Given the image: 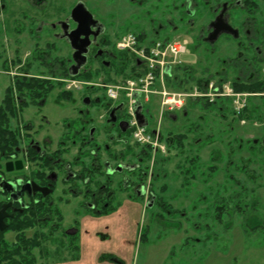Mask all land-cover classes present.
Wrapping results in <instances>:
<instances>
[{
    "label": "rangeland",
    "instance_id": "1",
    "mask_svg": "<svg viewBox=\"0 0 264 264\" xmlns=\"http://www.w3.org/2000/svg\"><path fill=\"white\" fill-rule=\"evenodd\" d=\"M208 1L192 7L196 14V31L208 20V12L222 0ZM178 4H172L174 20L181 14ZM167 5V12L172 17V6L169 2ZM157 6L152 3L138 8L126 3L122 15H119L122 6L94 7H101L102 16L106 13L115 15V25L123 26L119 34L131 32L137 35L134 25L147 26L148 19L155 16L150 14L149 17L146 13ZM62 7L68 9L69 6ZM25 8L24 4L0 0V107L9 81L7 76L11 79L16 74L41 77L58 74L62 77L57 66L69 57L64 43L45 35L47 29L38 32L39 24L45 22L48 25L62 18L67 10H60L56 18H44L36 9L26 11ZM192 32L183 28L170 37L154 39L168 41L183 37L190 42L189 55L173 69L174 73L176 67L187 68V85L193 84L189 93L194 94L195 89L198 93H205L211 86L213 90L221 89L224 95L233 96L188 101L190 104L182 111L187 113L186 119L180 118L176 124L162 120L160 133L163 139L178 138L180 145L172 143L168 148L161 145V152L147 155L145 171L152 174L151 181L147 179V182L151 183V191L156 197L154 206L146 207V197L132 203L127 200L129 197L118 195V205L110 214L93 216L84 208V197H72V214L66 207L59 215L45 219L44 224H35L22 233L5 231L1 238L11 256L0 264H9L10 260H25L26 264H264V54L253 62L251 71L254 74L249 78L250 84H241L248 90L260 92L236 93L232 83L238 75L227 67L231 61L230 43L221 40L212 54L205 53L197 50V38ZM144 38L150 41L152 37ZM220 61L227 65L219 66ZM52 66L55 71L48 69ZM133 71L137 73V70ZM134 72L125 75L134 77ZM68 75L65 69L63 76ZM105 75L111 80L121 79L114 72H100L93 65L82 71V79L101 89L104 84L99 81ZM170 79H167L169 83L173 75ZM221 81L225 82L218 83ZM59 85L55 94L68 90L76 94V99L99 92L96 88L87 89L86 85H77L80 88L72 91L71 82ZM237 95L245 98L248 121L237 123L233 117V100ZM10 98L13 107L7 106L8 118L3 126L7 135L16 129L15 126L29 122L33 113L30 110L22 112L16 102H26V91H12ZM160 102L159 99L157 104L152 99L145 106L149 111L146 119L154 128H159ZM54 107L58 115L55 122L64 117L71 118L74 107L70 103ZM36 121L33 122L37 126ZM125 155L129 156L126 151ZM0 163L3 164L2 159ZM79 163L83 164V161L80 159ZM64 199L69 202V197ZM70 228L72 241L68 232ZM19 234L27 240L38 236L35 242L38 246H18ZM72 245L79 246L75 261L69 260L74 257L70 253L74 251ZM102 256H113L117 262L101 261Z\"/></svg>",
    "mask_w": 264,
    "mask_h": 264
},
{
    "label": "flooded vegetation",
    "instance_id": "2",
    "mask_svg": "<svg viewBox=\"0 0 264 264\" xmlns=\"http://www.w3.org/2000/svg\"><path fill=\"white\" fill-rule=\"evenodd\" d=\"M11 1L26 5V11L36 9L44 18H56L60 10L66 9L62 6L68 4L64 17L51 21L48 25L45 22L39 24L38 32L42 33L47 29L45 35L50 36L49 39L53 41L64 43L69 50V57L66 61H60L59 67L57 66L62 77L58 74L48 77L16 74L12 79L7 76L9 81L4 88L2 101L6 100L7 106L13 107L11 92L26 91V102H16L22 112H33L29 122L27 120V123L15 126L16 129L8 133L7 142L14 146V151H7L0 156L3 160V164L0 163V184L7 183L10 190L4 193L0 189V210L5 206L3 222L7 229L9 222L19 218L45 220L59 215L66 207H69L72 214V197H84V208L93 216H104L99 214L116 207L118 195L129 197L130 200H127L132 203L146 197V207L154 206L156 197L151 191V183L147 182V179L151 181L152 174L145 171L147 155L152 151L148 146L142 148L133 139L139 122L136 119L135 124H132L131 115L122 101H111L102 89L95 87L96 84L82 79V71L88 66L93 65L100 72H114L116 65L123 62L121 55L132 61L127 54L116 49L118 39L129 32L119 34L123 26L115 25V15L106 13L102 16L101 7L99 9L94 6H122L119 14L122 15L123 5L126 3L138 8L152 3L160 5V8L157 6L146 13L149 17L150 14L155 16L148 19V27L145 24L141 27L134 25V29L138 31H133L137 35L152 37L149 42L155 41L156 37H170L173 32L185 28L186 32H194L192 34L197 38V50L212 54L219 41L227 40L230 43L231 61L224 65L238 75L233 81L239 84H250L249 78L254 74L251 71L253 62L264 54V0L217 2L213 10L208 12V20L197 31L196 14L192 7L202 2L209 3L208 0ZM167 2L171 6L174 2L179 3L181 14L176 20L173 6L172 17L168 14ZM78 6L83 9L79 10ZM222 25H226L229 30L220 31ZM77 51L80 53L78 56L75 55ZM40 53L42 54L41 51ZM83 60L84 65L76 71V66ZM221 63L220 61L219 66H224ZM48 69L55 71V67ZM65 69L68 77L63 76ZM107 79L106 75L102 76L99 83H109ZM66 82L72 83V91L80 88L77 85H86L87 89L96 88L99 92L87 94L80 99H76V94H71L68 90L55 94V90L60 88L59 84ZM215 102L214 100L213 103ZM64 103H70L74 107L73 114L71 118L64 117L55 122L58 115L54 106H62ZM185 109L161 115L156 121L158 132L150 126L149 119H146L149 111L143 110L141 114L146 124L144 127L148 133L163 141L160 133L162 120L176 124L178 119H186L187 113L182 112ZM20 113L21 111L18 114ZM36 120L39 123L37 126ZM125 151L129 156L125 155ZM80 159L83 164L79 163ZM64 197H69L68 203ZM68 232L72 236V228Z\"/></svg>",
    "mask_w": 264,
    "mask_h": 264
},
{
    "label": "built area",
    "instance_id": "3",
    "mask_svg": "<svg viewBox=\"0 0 264 264\" xmlns=\"http://www.w3.org/2000/svg\"><path fill=\"white\" fill-rule=\"evenodd\" d=\"M116 48L118 51L128 53L140 62L139 75L135 79L118 80L111 84L102 85V88L110 100H125L126 109L132 117L133 125L135 124V108L148 102L150 98L161 100V111L173 112L181 109L188 98H232L233 96V91L232 93L228 92L232 95H224L222 90L217 88L213 90L211 86L204 94L198 93L196 90H194V94H185L167 89V69L171 70L180 65L182 58L189 53V43L186 39L177 38L167 43L155 42L146 45L139 43L135 36L127 35L117 42ZM242 97L244 96L237 95L233 100L236 113L244 107L245 98ZM133 137L137 142L151 146L153 150L160 149L157 140H151L141 128H135Z\"/></svg>",
    "mask_w": 264,
    "mask_h": 264
},
{
    "label": "trees",
    "instance_id": "4",
    "mask_svg": "<svg viewBox=\"0 0 264 264\" xmlns=\"http://www.w3.org/2000/svg\"><path fill=\"white\" fill-rule=\"evenodd\" d=\"M139 40H143L144 36H139L137 35ZM123 57V62L122 64L120 63L119 66L116 65L115 70H114V74L116 76H120V77H128L125 75V73H129L133 74V70L135 68V65L133 64L132 61H129L127 58H125V55H121ZM181 70V71H179ZM179 72V74H178ZM185 76L187 75V68L180 66V67H176L174 73H173V79L172 82L170 81L169 87L172 88V90L174 91H178V92H190L193 89V84H190L189 86L187 85V78ZM109 82L110 80L107 79ZM192 80V79H191ZM193 82V80L191 81ZM225 82V81H224ZM206 87L208 84V81L205 83ZM198 85L200 87V82H198ZM221 85V84H220ZM233 89L236 93H244V92H251V93H256V92H260L256 91V90H248V88H244V86H242L241 84H239L238 82H233L232 83ZM194 87H196V85H194ZM204 87V88H206ZM201 89L202 91H204L205 89ZM6 108H7V101L4 100L2 102V105L0 107V154H6L7 151H14V146L11 145L10 143H8V135L6 132H4L3 126H5V123L7 122V113H6ZM249 119V113L247 108L244 109L241 114L236 118V122L239 123L241 121H248ZM179 137V136H178ZM176 138H170L169 141L167 139H163V141L160 140L161 143H163L166 147H170L172 145V143L178 144L180 145V142L177 138V140H175ZM150 154V153H149ZM113 210H110L106 213H102L100 215H108L112 212ZM45 223V220L43 219H37V218H27V219H22L19 218L18 220L14 221V222H9V227L6 230L7 232H17L18 233H22L24 230L32 228L35 226V224L37 225H42ZM3 233H0V262L3 261V259L7 258V260L10 259L11 254L8 253L7 250V244L4 242V240L1 238ZM78 233H76L75 236H77ZM19 238H18V246H23L25 248H31V247H37L38 245L35 243L38 240V236L33 237L31 240H27L24 239V237H21V234H19ZM75 236H73L74 240H75ZM71 241H72V236H70ZM72 243V242H71ZM72 248L74 251H71L70 253L72 255H74V257L70 258V261H75L78 258V253H79V246L77 245H72ZM15 253H18L15 252ZM9 258V259H8ZM114 257L113 256H102L100 257L101 261H114ZM9 264H26L25 260H18V261H12ZM65 262V261H63Z\"/></svg>",
    "mask_w": 264,
    "mask_h": 264
},
{
    "label": "water",
    "instance_id": "5",
    "mask_svg": "<svg viewBox=\"0 0 264 264\" xmlns=\"http://www.w3.org/2000/svg\"><path fill=\"white\" fill-rule=\"evenodd\" d=\"M78 9L79 10H81V9H83V7L82 6H78ZM87 15H88V13H86ZM88 17H90V15H88ZM218 24H219V21L217 22V26H218ZM220 31H228L229 29H228V27L226 26V25H222L220 28ZM80 34L81 35H84V36H87V34H83V33H81L80 32ZM216 35H218V33L216 34ZM215 35V36H216ZM85 46H87V43H85ZM79 51V50H78ZM76 52L75 53V55L76 56H78V55H80V53L79 52ZM84 58V57H83ZM84 65V60L81 62V63H79L77 66H76V68H75V70L77 71L78 69H80V67H82ZM167 72H168V70H167ZM139 110H140V108H137L136 109V119H137V121L139 122V125L140 126H146V124L144 123V121H143V116L141 115V114H139L138 112H139ZM0 189H2V191L4 192V193H8L10 190L8 189V184L7 183H2V184H0ZM5 212V206H2V209L0 210V232H4L6 229H7V226L4 224V222H3V219H4V215H3V213Z\"/></svg>",
    "mask_w": 264,
    "mask_h": 264
}]
</instances>
